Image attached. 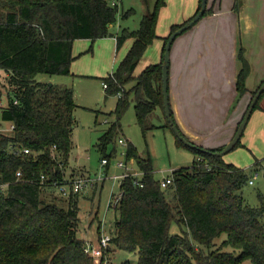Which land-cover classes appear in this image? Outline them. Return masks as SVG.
<instances>
[{
    "label": "trees",
    "instance_id": "obj_1",
    "mask_svg": "<svg viewBox=\"0 0 264 264\" xmlns=\"http://www.w3.org/2000/svg\"><path fill=\"white\" fill-rule=\"evenodd\" d=\"M165 4L166 0H156L138 29L124 28L115 35L118 49L130 38L134 42L117 69L101 77L108 82V96L122 92L115 107L118 120L101 136L103 152L121 126L130 92L135 94L136 118L144 133L156 127L149 119L157 108L166 117L163 60L134 75L146 49L158 37L159 14ZM239 5L236 0L237 12ZM213 11L207 7L204 15ZM118 13V5L110 0H0V68L5 71L8 96L1 116L15 126L13 135L0 134V180L12 181L8 194L0 195V264H94L78 235L80 194L71 191L65 197L54 184L73 177L72 170L66 176V169L78 126L75 91L40 81L37 75L71 74L74 41L110 35ZM133 13V9L123 11L122 17ZM183 23L173 24L170 34ZM238 58L236 87L241 97L248 90L251 69L241 45ZM126 84H131L130 90H124ZM166 121L162 126L174 132L167 117ZM10 143L29 148L30 153H10L6 149ZM200 147L205 151L189 148L195 154L193 163L173 170L174 181L164 188L154 177L150 157H141L128 144L127 160L136 159L145 185H135L127 177L121 182L119 204L109 202L119 216L101 261L114 248H121L136 252L138 264H264V199L261 196L260 205L252 206L241 194L250 179L248 171L213 153L225 145ZM104 157L110 158L106 153ZM19 169L23 179L16 181ZM174 222L181 227L180 233L171 232ZM223 235L227 237L222 239Z\"/></svg>",
    "mask_w": 264,
    "mask_h": 264
},
{
    "label": "rangeland",
    "instance_id": "obj_2",
    "mask_svg": "<svg viewBox=\"0 0 264 264\" xmlns=\"http://www.w3.org/2000/svg\"><path fill=\"white\" fill-rule=\"evenodd\" d=\"M116 1L119 13L116 23L111 27L112 34L121 32L124 28L138 29L144 14L147 13L148 9H153L156 2V0ZM191 1L166 0V4L159 14L157 34L167 35L173 24L180 23L189 12L187 6ZM242 3L243 0H240V8L237 12L235 10L236 0H234L232 11L239 13ZM224 5L229 6L228 0H223ZM130 9H133L134 13L123 18L122 12ZM113 38V35H108L95 41L87 38L76 39V47L74 48L76 58L72 64H82L85 57L91 55L94 63L88 68V71L72 70V73L68 75H50L47 73L37 75V79L40 81L67 85L73 87L75 91L76 102L79 105L75 110L78 126L74 131V146L69 166L66 169V176L69 177L72 170L73 176L90 175L92 179H96L99 175H102L105 179L103 182H98L95 191L88 190L79 193V216L81 221L78 235L82 239L91 238L96 240L99 238L100 232L110 233L116 228L119 213L109 206V202L113 194L121 192V181L115 177L123 174L125 170L120 168L118 163L120 161L128 162L130 172L139 169L136 159L127 160L126 150L130 142L137 148L141 157H150L154 177L159 182L173 170L182 166H190L195 158L193 150L178 143L176 135L169 126H162L167 122L163 114L157 112L151 120L149 119V122L156 124V127L147 130L146 133L142 131L136 118L135 94L133 92L129 93V105L120 118V128L115 131L113 139L107 144L105 152L100 150L101 136L113 122L118 120L115 107L119 97L118 94H111L105 98L107 91L103 87L101 77L107 76L117 69L120 60L131 46V41H126L117 50ZM262 42L264 45V41ZM79 43H87V45H85L86 47L79 46ZM157 43L156 40L148 46L134 74H139L149 64H154L157 60L160 54ZM258 64L260 65H258L257 72L250 75L246 86L260 82L264 59ZM4 76L5 71L0 68V134L11 136L13 135L11 122L4 121L1 116V107L8 104ZM263 82L264 79L257 87L253 88L252 93L247 96L246 104H249ZM130 88L131 84H126L124 90H130ZM120 138L126 140L128 144H120ZM105 153L110 156V163L107 167H102L101 159ZM224 158L226 161L248 171L249 177H252L254 183L248 182L242 189L241 194L249 204L259 206L261 196L264 199V95L260 99V104L252 112L240 144L224 155ZM95 214L98 215V218L94 219ZM171 232L180 233L181 227L174 222ZM226 237L227 235H223L222 239ZM108 256L109 259H105L104 264H122L126 260L130 261L131 264H138L139 262L136 252L121 248H114ZM94 264H103V261L96 260Z\"/></svg>",
    "mask_w": 264,
    "mask_h": 264
},
{
    "label": "crops",
    "instance_id": "obj_3",
    "mask_svg": "<svg viewBox=\"0 0 264 264\" xmlns=\"http://www.w3.org/2000/svg\"><path fill=\"white\" fill-rule=\"evenodd\" d=\"M233 3L234 0H228L229 6L226 7L223 0H208V7H213L214 11L176 37L170 51L169 100L174 118L190 141L205 148H218L232 139L251 102L246 104L247 96L264 79L263 68L260 82L247 86V92L239 96L236 83L241 67L238 58L240 45L251 67L246 83L250 75L257 72L258 63L264 59V0H243L239 13L232 11ZM199 5L200 0H192L187 6L189 12L180 23L194 16ZM170 31L167 35H158L154 40H157L160 49L154 64L163 60ZM116 34H113V41L117 48ZM126 41H131L132 45L134 39ZM87 43H79V46ZM93 63L94 59L87 55L82 64H72L71 71H88ZM157 112L165 116L161 108H157L155 115ZM136 171H140V168ZM107 172L108 168L106 175ZM95 215L94 219L98 218Z\"/></svg>",
    "mask_w": 264,
    "mask_h": 264
},
{
    "label": "built area",
    "instance_id": "obj_4",
    "mask_svg": "<svg viewBox=\"0 0 264 264\" xmlns=\"http://www.w3.org/2000/svg\"><path fill=\"white\" fill-rule=\"evenodd\" d=\"M111 4L112 5H117V1L116 0H111ZM103 87L105 89L108 88V82L107 81H103ZM118 96L121 97L122 96V92L118 93ZM11 128L14 131L15 130V126L13 123H11ZM5 135V134H4ZM119 143L126 145L128 144L126 140H124L123 138L119 139ZM7 150H9L10 153H13L15 155H21V154H28L30 153V149L29 148H25V147H18L17 144H13L10 143L7 147ZM127 155V154H126ZM109 158L107 157H103L101 159V165L102 167L106 166L109 164ZM118 166L120 168H123L125 171L123 174L116 176L115 178L119 181H123L125 178L127 177H132L133 178V182L135 185L141 186L143 187L145 185L144 181H143V175L144 172L143 171H129L127 168V162L124 161H120L118 163ZM16 181L22 180L23 179V172L21 169L16 171V176H15ZM45 179V176L42 175L41 180L43 183V180ZM105 179L102 175H99L96 179H92L90 175H86V176H73L71 178H69L66 183H54L57 188L59 189V192L61 193V195L68 197L69 194L72 192L74 193H81L83 191H88V190H93L96 189L98 186V182H103ZM174 181V176H173V171L168 174L162 181H160V184L162 187L166 188L168 187L170 184H172ZM12 181H1L0 180V195L4 194L5 196L8 194V188L9 185L11 184ZM249 183H254V180L252 179V177L249 179ZM122 197V192L118 193V194H113L111 197L110 202L112 203V205L117 206L121 200ZM112 237L113 235L111 233H107L106 231H102L100 232V236L98 239L93 240L91 238L88 239H84L85 241V245H84V250L85 252L92 257L95 261L99 260L101 261L103 256H106V250L108 249V247L111 245L112 243ZM106 259H109L108 256L106 257ZM105 260L103 261L104 264Z\"/></svg>",
    "mask_w": 264,
    "mask_h": 264
},
{
    "label": "water",
    "instance_id": "obj_5",
    "mask_svg": "<svg viewBox=\"0 0 264 264\" xmlns=\"http://www.w3.org/2000/svg\"><path fill=\"white\" fill-rule=\"evenodd\" d=\"M208 7V0H201V7L200 9L195 13V15L188 21H185L176 31L170 34L168 37L166 46H165V52H164V57H163V93H164V104H165V113L166 117L171 124L176 136L186 144L189 148L193 149H201L204 150V148L200 147L199 145L193 143L192 141H189L184 135H182L178 125L175 123L174 118L172 116V111H171V105H170V100H169V66H170V51L172 47V43L178 37L181 35L183 32L189 30L192 26H194L205 14L206 9ZM110 35H113L110 33ZM264 93V82L260 86V88L257 90L255 93L254 97L252 98L248 109L235 133V135L232 137V139L225 145V147L221 151L213 152L215 155L218 156H224L227 153H229L231 150L235 148L237 143L240 141L244 130L248 124V121L252 115V112L258 103L261 95Z\"/></svg>",
    "mask_w": 264,
    "mask_h": 264
}]
</instances>
